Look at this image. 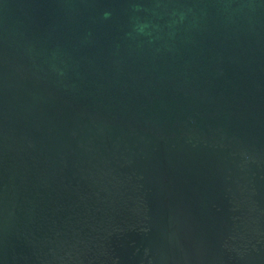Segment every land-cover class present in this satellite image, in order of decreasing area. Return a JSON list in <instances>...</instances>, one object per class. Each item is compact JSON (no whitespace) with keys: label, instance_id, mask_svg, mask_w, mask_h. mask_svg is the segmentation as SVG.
<instances>
[{"label":"water","instance_id":"1","mask_svg":"<svg viewBox=\"0 0 264 264\" xmlns=\"http://www.w3.org/2000/svg\"><path fill=\"white\" fill-rule=\"evenodd\" d=\"M264 203V0H0V264H245Z\"/></svg>","mask_w":264,"mask_h":264}]
</instances>
